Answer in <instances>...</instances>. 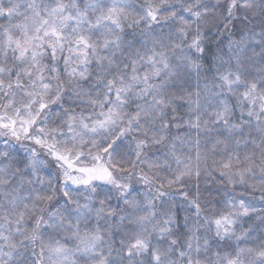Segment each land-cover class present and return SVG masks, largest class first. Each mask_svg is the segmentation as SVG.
<instances>
[{"label":"snow or ice","instance_id":"obj_1","mask_svg":"<svg viewBox=\"0 0 264 264\" xmlns=\"http://www.w3.org/2000/svg\"><path fill=\"white\" fill-rule=\"evenodd\" d=\"M0 264H264V0H0Z\"/></svg>","mask_w":264,"mask_h":264},{"label":"trees","instance_id":"obj_2","mask_svg":"<svg viewBox=\"0 0 264 264\" xmlns=\"http://www.w3.org/2000/svg\"><path fill=\"white\" fill-rule=\"evenodd\" d=\"M201 187H203V185H201ZM237 195H239V194H241V192H240V190L239 189H237V193H236ZM244 195H249L248 193H243ZM205 196H207V193H205Z\"/></svg>","mask_w":264,"mask_h":264}]
</instances>
